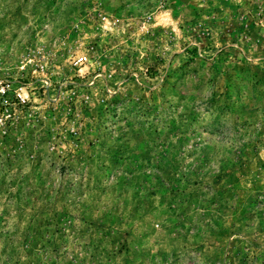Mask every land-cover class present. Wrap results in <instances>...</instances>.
I'll return each mask as SVG.
<instances>
[{
  "label": "rangeland",
  "instance_id": "obj_1",
  "mask_svg": "<svg viewBox=\"0 0 264 264\" xmlns=\"http://www.w3.org/2000/svg\"><path fill=\"white\" fill-rule=\"evenodd\" d=\"M0 264H264V0H0Z\"/></svg>",
  "mask_w": 264,
  "mask_h": 264
}]
</instances>
